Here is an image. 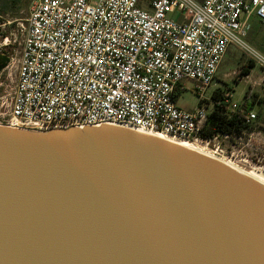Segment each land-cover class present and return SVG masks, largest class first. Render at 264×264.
Instances as JSON below:
<instances>
[{
  "label": "water",
  "instance_id": "1",
  "mask_svg": "<svg viewBox=\"0 0 264 264\" xmlns=\"http://www.w3.org/2000/svg\"><path fill=\"white\" fill-rule=\"evenodd\" d=\"M0 264H264V187L121 128L0 126Z\"/></svg>",
  "mask_w": 264,
  "mask_h": 264
},
{
  "label": "built area",
  "instance_id": "2",
  "mask_svg": "<svg viewBox=\"0 0 264 264\" xmlns=\"http://www.w3.org/2000/svg\"><path fill=\"white\" fill-rule=\"evenodd\" d=\"M32 0L6 114L10 129L48 133L111 126L200 143L232 158L205 135L208 118L239 109L229 89L205 98L230 47L260 66L249 47L247 18L264 25V0ZM191 85L192 88H187ZM190 90L187 111L176 91ZM216 91V90H215ZM256 114L249 112L246 124Z\"/></svg>",
  "mask_w": 264,
  "mask_h": 264
},
{
  "label": "rangeland",
  "instance_id": "3",
  "mask_svg": "<svg viewBox=\"0 0 264 264\" xmlns=\"http://www.w3.org/2000/svg\"><path fill=\"white\" fill-rule=\"evenodd\" d=\"M32 0H0V50L9 58V66L0 73V126L6 125V114L11 101L16 78L17 63L20 58L25 39L26 19ZM140 7L148 10V0H141ZM255 22V20H253ZM252 41L246 38L244 42L264 58V25L250 34ZM250 57L235 47H230L218 66L215 86L233 93V101L241 105L244 101H253V113L262 116L245 130L240 136L230 138V141L220 142L226 153L234 154L232 158H222L224 162L240 169L252 178L264 184V66L254 62L250 74L241 75V70ZM191 89V85H187ZM211 89L207 90L205 98L210 101ZM198 96L190 90L184 91L177 100L178 106L184 110H192L198 106ZM195 147L209 154L200 143ZM218 158V157H217Z\"/></svg>",
  "mask_w": 264,
  "mask_h": 264
},
{
  "label": "trees",
  "instance_id": "4",
  "mask_svg": "<svg viewBox=\"0 0 264 264\" xmlns=\"http://www.w3.org/2000/svg\"><path fill=\"white\" fill-rule=\"evenodd\" d=\"M255 66L252 60H249L246 66H244L241 70V75L246 76L250 73V69ZM223 90L217 89L214 93V98L219 96L220 92ZM176 98L178 94L175 93ZM254 102L244 101V103L239 107V109L232 114L224 113L225 105L221 104V109L218 112H214L208 118V130L205 135L213 136L216 134L228 135L231 137L240 136L245 130H247L251 125L246 124V118L249 112L253 109ZM262 116L261 112H258L256 118H260ZM260 129L264 130V126L262 124L259 125Z\"/></svg>",
  "mask_w": 264,
  "mask_h": 264
},
{
  "label": "bare ground",
  "instance_id": "5",
  "mask_svg": "<svg viewBox=\"0 0 264 264\" xmlns=\"http://www.w3.org/2000/svg\"><path fill=\"white\" fill-rule=\"evenodd\" d=\"M126 130L133 131V132H136V133L148 136V137L156 138L158 140L166 141V142L172 143V144H174L176 146L191 150V151H193L195 153H198V154H200V155H202L204 157L210 158L211 160L217 161V162L223 164L224 166H227L228 168L234 170L235 172L245 176L246 178H248V179L252 180L253 182H255V183H257V184H259V185L264 187V184L262 182L252 178L251 176H249L248 174L244 173L240 169L232 166V164L230 165V164L222 161L221 159H218V158H216L214 156H211L210 154H207L206 152L202 151L201 149L195 147L193 144H188V143L183 142V141L174 140V139H172L170 137H167L165 135H162V134H154V133H149V132L146 133V132L137 131V130H133V129H126Z\"/></svg>",
  "mask_w": 264,
  "mask_h": 264
},
{
  "label": "crops",
  "instance_id": "6",
  "mask_svg": "<svg viewBox=\"0 0 264 264\" xmlns=\"http://www.w3.org/2000/svg\"><path fill=\"white\" fill-rule=\"evenodd\" d=\"M253 20H255V22H253ZM246 22H247V26H248V30H247V37L246 38H249L250 39V41H252V39H251V36H250V34L252 33V32H255L256 31V29L258 28V27H260V22L256 19V18H254V17H249V18H247V20H246ZM261 25H263V24H261ZM253 42V41H252ZM254 43V42H253ZM228 52V51H227ZM227 52H226V54H227ZM225 54V55H226ZM224 55V56H225ZM224 58V57H223ZM251 60V59H250ZM254 62V61H253ZM251 72V71H250ZM250 74V73H249ZM248 74V75H249ZM248 75H246V77L248 76ZM216 79V78H215ZM211 89V95H214V93H215V90H217V89H221V90H223L221 87H218V86H215L214 84H213V86L210 88ZM176 93L178 94V97L176 98L177 100H178V98H179V95L181 94V93H179L178 91H176ZM199 103V102H198ZM236 103V102H235ZM178 104V103H177ZM238 105V104H237ZM242 105V104H241ZM241 105H238L239 107L241 106ZM195 109V108H194ZM194 109H192V110H194ZM192 110H189V111H192ZM250 112H253L252 110L250 111Z\"/></svg>",
  "mask_w": 264,
  "mask_h": 264
},
{
  "label": "flooded vegetation",
  "instance_id": "7",
  "mask_svg": "<svg viewBox=\"0 0 264 264\" xmlns=\"http://www.w3.org/2000/svg\"><path fill=\"white\" fill-rule=\"evenodd\" d=\"M3 65H4V67L1 68L0 73L2 71H4L9 66V58H8L7 54L4 51L0 50V67Z\"/></svg>",
  "mask_w": 264,
  "mask_h": 264
}]
</instances>
